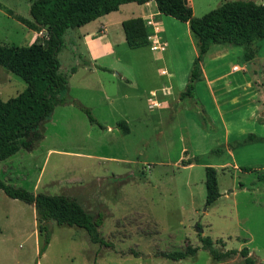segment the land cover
I'll return each instance as SVG.
<instances>
[{
  "label": "rangeland",
  "instance_id": "1",
  "mask_svg": "<svg viewBox=\"0 0 264 264\" xmlns=\"http://www.w3.org/2000/svg\"><path fill=\"white\" fill-rule=\"evenodd\" d=\"M31 1L0 0V4L29 18L27 8ZM223 1L189 0L192 16L200 17ZM251 1L264 3V0ZM146 10L138 4L125 3L99 20L110 22L107 33L116 45L111 57L99 61L116 66L121 73L131 72L127 66L133 63L140 65L135 73L136 83L111 84L115 107L112 113L107 109L108 102L99 101L96 76L86 70L80 68L79 73L68 78L67 88L62 92L89 107L91 114L105 126L124 119L129 133L99 129L89 125L86 115L76 106L58 105L39 124L42 138L31 151L18 150L0 160V180L6 184L33 194L69 195L94 219L99 217L98 230L107 246L90 242L79 227L47 221L48 243L38 254L43 242L33 206L9 198L0 190V264H243L238 254L213 259L200 248L199 236L212 239L218 251L239 250L242 247L239 242L244 238L243 247L253 253L258 263L264 264V195L258 189L264 187V168L260 167L264 162V146L259 142L245 144L244 148L231 145L236 160L248 170L218 167L217 178L225 191L232 188V182H236V187L243 184L244 190L226 198L221 196L218 203L205 207L203 166L195 160L192 162L197 163L191 166L186 163L193 157L200 162L216 163L227 157L221 147L205 155L196 154L188 143L201 147L219 135L215 113L211 108L209 113L216 120L213 127L205 125L203 129L188 97L174 106L175 112L172 109L160 113L158 108H148L146 100V90L158 88L154 91L156 98L162 93L161 87L165 88L171 107L180 98L192 67L190 58L193 46L196 49V39L185 22L160 14L158 40L163 42L162 51L148 46L131 49L121 44L117 39L121 28L115 22L139 16ZM84 29L71 28L63 34L57 56L58 70L64 76L71 67L88 58L83 44H76L75 31ZM44 36L45 27L33 33L0 9V45L26 46ZM239 61L236 52L230 50L223 64ZM99 76L102 80L111 77ZM86 79L88 83L82 82ZM24 87L21 79L0 67V99L13 97ZM197 94L208 109L204 94ZM135 104L140 106L139 110ZM241 125L251 132L259 131L249 124ZM196 227L202 229L200 234L196 233ZM227 236L231 238L222 243L220 238ZM189 247H196V252L178 260L160 256L161 252L184 251Z\"/></svg>",
  "mask_w": 264,
  "mask_h": 264
},
{
  "label": "trees",
  "instance_id": "2",
  "mask_svg": "<svg viewBox=\"0 0 264 264\" xmlns=\"http://www.w3.org/2000/svg\"><path fill=\"white\" fill-rule=\"evenodd\" d=\"M150 0H32L28 7L31 20L0 4L6 14L33 31L45 27V36L26 46L0 45V67L21 79L25 87L7 100L0 99V160H4L18 150L31 151L42 138L38 126L49 118L55 106L71 104L80 109L91 124H98L90 110L77 101L63 95L67 88V77L59 72L58 52L63 44L65 30L81 27L103 15L116 11L125 3L143 4ZM160 14L168 15L187 23L190 33L196 39V57L192 63L184 92L189 96L193 89L199 62L210 46L227 45L243 48V58L250 59L253 53L250 45L264 38V3L251 0H225L200 17H194L184 0H152ZM125 44L128 48H138L149 44L148 30L139 16L120 22ZM74 68H70L73 72ZM115 127L126 134L125 121L118 120ZM243 170H248L244 168ZM122 180L121 182H124ZM204 206L212 203L220 193L217 189L216 172L212 166L204 167ZM0 190L9 198L32 205L37 229L42 233L45 249L49 231L47 221L57 225L76 226L83 229L92 243L107 246L99 233L101 221L82 208L75 198L66 194H35L21 187H14L0 180ZM199 236V235H198ZM200 248L206 250L215 260L226 259L238 254L243 264H260L248 254L246 247L239 250L218 251L207 236H199ZM196 247L184 251L161 252L160 256L178 260L187 254H194ZM135 256L137 254H134Z\"/></svg>",
  "mask_w": 264,
  "mask_h": 264
},
{
  "label": "crops",
  "instance_id": "3",
  "mask_svg": "<svg viewBox=\"0 0 264 264\" xmlns=\"http://www.w3.org/2000/svg\"><path fill=\"white\" fill-rule=\"evenodd\" d=\"M186 3L189 5V0H186ZM138 5L139 7H145L148 9L144 12H141V14H139V17L142 18L144 24L146 25L147 30L149 31L148 33H150V30L153 29L155 31L153 33H155L156 37L159 39L160 28L157 19L160 13L157 12L154 1L150 0L148 2ZM22 17H24V15ZM100 18H102V16L93 21L88 22L87 24L81 27H77V28L85 27L84 31L81 32L75 31L76 40H77L76 44L77 45L78 43L83 44L84 48L86 49V55H88V58L85 61L76 64L73 67L74 71L73 72L69 71L66 77L67 80L68 78L73 77L74 75L79 73L80 68L86 70L87 73H90L92 75L94 74L97 78L96 79L97 91L100 94L99 101L104 103L108 102L109 107L107 109L110 114L115 109L113 104L114 103L113 102L114 94L112 93L113 87L111 84L114 83L116 84L121 82L126 85H132L136 83L135 81L137 77L135 73L138 69V66L140 65L133 63L127 66L128 68L127 70H130L131 72L121 73L117 71L116 66L112 64H104L99 61L106 56L111 57V55L115 53V46H116L114 44L115 42H113L110 39L107 33L110 22L107 19H104L103 21H99ZM26 19L31 20L30 17ZM121 21L122 20H117L115 22L118 28L119 27L121 28L120 26ZM148 21H150L151 25L146 24V22ZM31 31L33 33L36 32L33 30ZM117 34H118L117 39L121 42V44L123 43L125 44L122 30L121 32L120 31L117 32ZM150 34H152V31ZM186 34L189 37V33L187 32V30H186ZM149 45H150V41L149 44L146 46L149 47ZM229 48L230 46L218 45V44L210 46L208 51L203 55V57L199 62L198 73L192 83L193 85L192 92L189 96H186L194 104L192 109L194 110V114L200 122L201 128L204 129L205 125L213 127V124L216 122V120H214L212 118V115L209 113V111L212 110H213L212 111L213 114L215 113L216 116L215 118L217 119V123L220 126L219 135H215V137L211 141H208V144H205L204 146L201 147H197L196 145L190 146V143H188L189 149H191V151L195 152L196 154L205 155L206 152L213 151V148L221 147L227 157L226 160H223L218 163L209 162V161L200 162L198 159H195V157H193L192 160H189L191 162L186 163L187 165L191 166L197 163V162L195 163L192 162L195 160L198 161V163L203 166V169L205 166L208 165L212 166L215 169L217 189L218 192H220V195L218 196V198H216L212 203H210L207 206L215 205V203H218L219 198L221 196H224L226 198L229 197L230 195L235 194V192L244 190L243 184L239 183L238 187H236L235 186L236 182L235 183L232 182L231 183L232 188H229L227 191H225V188L220 187V183L217 178L218 167L220 168L223 167L222 169H225V167L230 166L234 170H242V167H245L243 163H240L236 160L235 155L232 151V147L235 146L237 148H244L246 146L245 144H249V143L252 144L253 142H257V143L259 142L264 146V132H261V128H264V38L254 41L250 45V49L253 53V56L250 59L243 58L242 47H231V49ZM230 50H234L236 52V57L240 61L238 64L230 63L229 65H224L223 59L225 58V56H227ZM195 57H196V49L193 46L192 55L190 58L191 63H193ZM190 69L191 67L189 68V72ZM160 72L163 73L164 70L162 69L160 70ZM99 74L100 75L107 74L111 77H107V79L102 80L100 79ZM82 82L88 83L89 81L86 79V80H82ZM156 89L158 88H152L146 90L147 107L158 108L160 113L168 112L169 110L172 109L174 111V106L178 105L179 102L181 101V98L185 97V96L182 97L180 94L179 95L180 98H178V100H175L174 104H172L173 106L171 107L168 98H166L167 95L165 94L166 93L165 88L161 87L160 88L162 91L161 95L155 98L154 91ZM198 92H202L206 97V101L209 102L210 104V105L208 104L209 110L199 100L200 98L198 97L197 94ZM70 98L80 103L77 100V98H72V97ZM135 105L137 110H139L140 106H138L137 104ZM87 108L90 110L89 107ZM93 117L95 118L96 122L100 124L102 127L97 126V124H91L87 121L89 125H96L99 129L105 128L106 131H110V132H112L113 130L114 131L118 130L115 127L116 121L118 120L125 121L124 119L120 118L115 120L112 126L111 125L105 126L103 125L104 122L102 123L94 115ZM125 123L127 124L126 121ZM241 123H243V125L244 124L251 125V127H253L252 129L256 127L257 129H259V131L251 132L246 129H243ZM127 133H129V128ZM260 167L264 168V162L261 163ZM245 168L248 169L247 167ZM258 189L264 195V187H260V188L258 187ZM258 204L260 205V203ZM230 238H231L230 236H227L226 239L220 238V240L222 241V243L226 244L227 240H229ZM235 238L238 239V237L236 236ZM210 240L213 241L212 239ZM244 243L246 242H244V238H243L241 242H239V246L243 247ZM247 250H248V254L250 256H253V253H251L248 248ZM136 257H145V258L147 257L149 259L154 258L153 256H147V255L143 256L141 254L136 255Z\"/></svg>",
  "mask_w": 264,
  "mask_h": 264
},
{
  "label": "built area",
  "instance_id": "4",
  "mask_svg": "<svg viewBox=\"0 0 264 264\" xmlns=\"http://www.w3.org/2000/svg\"><path fill=\"white\" fill-rule=\"evenodd\" d=\"M146 24L151 25L150 21L146 22ZM153 32H155V31L152 29V34L148 33V35H147V38L150 41L149 47L151 50H154V51H156V50L162 51L163 50V44L158 41V38L156 37L155 33H153Z\"/></svg>",
  "mask_w": 264,
  "mask_h": 264
},
{
  "label": "water",
  "instance_id": "5",
  "mask_svg": "<svg viewBox=\"0 0 264 264\" xmlns=\"http://www.w3.org/2000/svg\"><path fill=\"white\" fill-rule=\"evenodd\" d=\"M183 2L186 3V0H184ZM195 231H196V233H199V234H200V233L202 232V229L196 227V228H195Z\"/></svg>",
  "mask_w": 264,
  "mask_h": 264
}]
</instances>
